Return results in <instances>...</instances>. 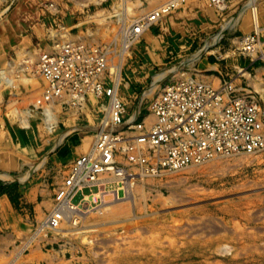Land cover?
I'll list each match as a JSON object with an SVG mask.
<instances>
[{"label": "rangeland", "instance_id": "obj_1", "mask_svg": "<svg viewBox=\"0 0 264 264\" xmlns=\"http://www.w3.org/2000/svg\"><path fill=\"white\" fill-rule=\"evenodd\" d=\"M166 1L127 0L128 10L121 20L118 13L122 11L120 3L123 0H0V26L8 25L14 32L26 28L29 23L39 22L43 26L44 13L50 12L53 20L46 26L49 37L57 32L63 35L64 30L79 31L87 40L108 45L112 50L111 64L115 66L120 59L118 28ZM194 1L179 0L175 7L162 14V25L167 24L168 16ZM199 1L210 10L209 14L197 19L209 24V29L201 35H188L184 29L180 31L170 17L175 27L172 26L168 34L171 40L164 41L174 43L181 38V50L177 45L164 50L157 44L150 51L148 35L156 33L161 25L155 28L153 23L133 43L132 58L125 53L119 96L127 111L132 112L137 105L144 110L150 97L163 83L176 77L178 70L202 73L184 68L186 63L193 67L199 55L213 58V53L222 47V52L231 51L235 59L243 63V55L251 53L242 49V37L254 30L260 32L263 42L252 52L257 54L254 67L264 65V57L258 52L264 50V0H222V4ZM70 20L79 21L73 30L72 25L65 24ZM149 51L153 53V61ZM243 65L217 73L232 80L234 85H249L263 105L264 73L255 72L253 68L242 69ZM35 67L28 57L24 58L21 69L6 74L12 83L1 82L0 116L4 114L10 121L27 123L28 104L34 100L29 95L41 84ZM164 70L165 80L160 79L149 92L155 75ZM94 104L91 98L75 110L50 107L48 113L52 118L48 121L46 114L44 121L49 126L57 117L64 116L72 123L71 128L77 130L96 121ZM262 110L261 107V115ZM80 132L82 134V130ZM43 159L40 158L34 167ZM57 170L63 175L66 173L64 166ZM18 185V182H0V190L8 192L16 203ZM128 187L130 198L114 201L113 194L102 199L93 196L90 200V205L94 206L92 211L85 214L68 211V216L64 215L69 219L61 214L55 226L47 216L52 202L37 216V225L30 224L6 254H1L0 264H264V146L249 153L216 154L196 164L155 174L137 173ZM81 195L77 194L73 201L77 202Z\"/></svg>", "mask_w": 264, "mask_h": 264}, {"label": "built area", "instance_id": "obj_2", "mask_svg": "<svg viewBox=\"0 0 264 264\" xmlns=\"http://www.w3.org/2000/svg\"><path fill=\"white\" fill-rule=\"evenodd\" d=\"M174 6L122 24L117 31L119 54L124 46L132 58L130 49L146 26ZM63 32L53 34L39 52L35 65L43 87L34 107L46 116L50 107L75 110L93 98L97 115L81 129L91 134V147L66 164L63 181L56 187L48 213L52 226L64 204H78L95 191H123L137 173L155 174L216 154L249 153L264 146L261 106L249 85H234L220 74L215 86L183 69L160 86L144 110L137 105L129 112L119 96L109 46L87 40L79 31ZM261 38L258 30L245 34L242 49L257 51Z\"/></svg>", "mask_w": 264, "mask_h": 264}, {"label": "crops", "instance_id": "obj_3", "mask_svg": "<svg viewBox=\"0 0 264 264\" xmlns=\"http://www.w3.org/2000/svg\"><path fill=\"white\" fill-rule=\"evenodd\" d=\"M209 12L210 10L204 8L199 0H195L193 4H184L180 10L168 16L165 26L162 25V18H160L152 26L157 28L158 26L155 25L161 24L156 33H150L148 38L146 37L148 48L151 51L157 44H160L159 46L165 50L170 45H177L181 50L183 46L180 42L181 38L177 40L180 44L176 41L177 44L164 41L165 39L171 40L168 37L170 29H173L170 17H173L174 24L180 31L184 29L188 35L199 36L209 29V24L198 22L197 19L200 20V16L203 17ZM49 13H44L43 26L39 22L29 23L26 28L18 32H14L8 25L0 26V85L1 72L6 70L5 74H9L21 69L24 58H31L33 66H36L40 50L46 48L50 41L46 26L52 23L53 15L50 16ZM66 22V25H72V30L79 23L74 20ZM221 49L222 47L213 53V58L207 54L199 55V58H195L197 61L193 67L186 63L184 68H194L196 72L201 71L202 73L192 74L212 82L215 86L219 84L217 72L233 66L238 65L241 68L244 64L242 69L253 68L255 72L263 71L264 73V65L254 67L257 61L256 53L243 55L244 60L241 63L240 59H235L231 51L222 52ZM150 51V60L153 61V53L151 52V56ZM258 52L264 57V50ZM228 56L230 58H226ZM245 72L249 73L246 70ZM245 77L250 82L249 76ZM38 78L41 81L40 88L36 86L37 90L32 89L29 95L31 99L34 97V100L32 99L33 101L28 104L30 111L27 123L10 121L4 114L0 116V182L3 184L19 183L16 190V203L11 200L6 191L0 190V256L3 252L6 254V250L12 246L13 241L18 239V236L30 224L35 225L36 223L37 225V216L51 206L56 187L63 181L64 175L57 169L60 166L65 167L72 159L86 152L93 139L91 135L83 134V132L81 134V129L72 130V123L65 120L67 118L64 116L57 117V121L50 126L46 124L41 110L34 107L35 99L40 96V90L43 87L42 78L39 75ZM260 104L263 109L261 116L264 130V102L263 105L262 102ZM42 157H44L41 161L43 164L40 163L34 167ZM34 179H37L36 182H33Z\"/></svg>", "mask_w": 264, "mask_h": 264}, {"label": "bare ground", "instance_id": "obj_4", "mask_svg": "<svg viewBox=\"0 0 264 264\" xmlns=\"http://www.w3.org/2000/svg\"><path fill=\"white\" fill-rule=\"evenodd\" d=\"M125 1H127V0H123V2H121L120 3V5L122 6H120V8L122 9V11H120L118 14H120L119 15V18L121 19V20H123V16L125 15L124 14V11H125V13H126V11L128 10L127 8H126V2ZM178 2H179V0H167L166 2H164V3H162V4H160L159 6H157V7H155V8H153V10H151V11H148V12H146V13H144V14H141V15H146V14H149V13H151L152 11H157V10H159V9H161V10H165V9H167V7L171 4V3H173L175 6L178 4ZM223 2H222V0H215V4H222ZM174 6V7H175ZM127 9V10H126ZM122 14V15H121ZM124 14V15H123ZM128 14V13H127ZM140 15V16H141ZM162 16V14H160L159 15V17L157 18V20H155V22H157L158 21V19L160 18ZM164 16V15H163ZM155 22H153V23H155ZM121 23H123V22H121ZM153 23H151V24H153ZM123 24H125V23H123ZM151 24L150 25H148V26H146V28L144 29V31L147 29V28H149L150 26H151ZM144 31L142 32V34L144 33ZM141 34V35H142ZM221 34V33H220ZM220 34H219V36H220ZM214 38V37H213ZM212 39V38H211ZM46 47V46H45ZM127 52V49L123 46L122 47V49H121V51H120V54H119V57H120V59H119V62H118V64H116L115 65V71L114 72H116L115 73V78H116V82L117 83H119L120 82V80H121V65H122V61H123V58H124V55H125V53ZM200 53V51H198L197 52V54H199ZM39 55V54H38ZM177 67H179V66H177ZM36 68V67H35ZM11 69V68H10ZM114 70V69H113ZM8 71V70H7ZM182 71H183V69H180V70H178L177 71V74H182ZM5 72H6V70H4V71H2L1 72V74H2V80H5L6 82H8V83H12V80H11V78L10 77H8V76H6V74H5ZM166 74V70H164V71H162V73H159V74H157V75H155V77H156V79H155V81L153 82V84L151 85V86H149V92H151L153 89H154V87H156L158 84H159V81H160V79H164L165 80V77H164V75ZM41 91V93H42V89L40 90ZM49 109V108H48ZM49 112V111H48ZM47 117H48V121L52 118V115H51V113H47ZM45 119H47V118H45ZM49 126H50V123H49ZM79 129H84V127H78ZM92 142H93V139H92ZM92 142H91V145H92ZM88 144V143H87ZM91 145L89 146V148L91 147ZM88 148V149H89ZM87 149V150H88ZM230 154V153H229ZM129 183H130V181H129ZM129 183L127 182V184H125L123 187H124V190L123 191H121L119 188L118 189H115L114 191H112V193H113V195H114V201H118V200H121V199H127V198H130V194H131V192H130V190H129V187H128V185H129ZM108 194H109V191H106V190H101L100 192H93V194H85V196H84V198L80 201V203H78V204H75V203H69V204H64L62 207H61V209H60V212H59V214H60V216H61V214H67V216H68V211H69V213H70V211H72V212H80V213H84L85 214V212H87L88 210H91V208H93L91 205H90V200L91 199H93V196L95 197V196H99V197H101V199L103 198V197H105V196H108ZM121 194H123V195H121ZM55 195V194H54ZM104 203V202H103ZM53 204H54V198H53ZM97 209V208H96ZM95 209V210H96ZM92 211V210H91ZM64 215V216H65ZM69 215H71V214H69ZM74 215H76V214H74ZM80 215V214H79ZM48 216V215H47ZM67 216H65V217H67ZM70 217V216H69ZM46 219H48V218H46ZM67 219H69L68 217H67ZM45 223V222H44Z\"/></svg>", "mask_w": 264, "mask_h": 264}, {"label": "trees", "instance_id": "obj_5", "mask_svg": "<svg viewBox=\"0 0 264 264\" xmlns=\"http://www.w3.org/2000/svg\"><path fill=\"white\" fill-rule=\"evenodd\" d=\"M7 194H9V193L7 192ZM9 196H10L11 200L14 202V198L10 194H9ZM16 198H17V195H16Z\"/></svg>", "mask_w": 264, "mask_h": 264}]
</instances>
